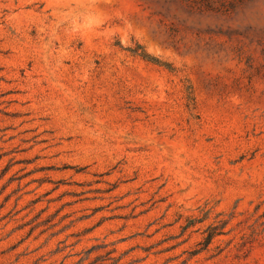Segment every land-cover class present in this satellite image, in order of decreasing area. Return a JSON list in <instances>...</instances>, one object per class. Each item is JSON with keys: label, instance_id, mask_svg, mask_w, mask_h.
<instances>
[{"label": "rangeland", "instance_id": "rangeland-1", "mask_svg": "<svg viewBox=\"0 0 264 264\" xmlns=\"http://www.w3.org/2000/svg\"><path fill=\"white\" fill-rule=\"evenodd\" d=\"M0 264H264V0H0Z\"/></svg>", "mask_w": 264, "mask_h": 264}]
</instances>
